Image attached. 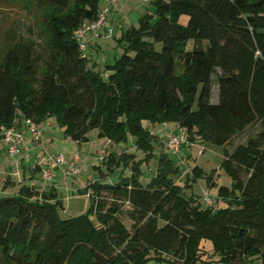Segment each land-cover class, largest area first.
Segmentation results:
<instances>
[{
	"label": "trees",
	"instance_id": "trees-1",
	"mask_svg": "<svg viewBox=\"0 0 264 264\" xmlns=\"http://www.w3.org/2000/svg\"><path fill=\"white\" fill-rule=\"evenodd\" d=\"M100 1L25 0L48 34L31 26L26 35L5 32L0 141L7 128L48 117L73 141H86L91 129L110 143L131 135L148 154L157 138L144 120L177 124L188 142L224 145L256 129L225 151L221 167L231 185L218 188L216 208L184 192L165 151L145 184L134 155L121 154L134 163L131 178L90 183L89 211L75 217L59 216L53 189L18 184L0 196V264H264V0H152L153 11L117 38L122 51L104 74L88 64L75 36L97 19ZM114 162L104 159L109 169ZM191 173L192 180L202 175L197 167Z\"/></svg>",
	"mask_w": 264,
	"mask_h": 264
},
{
	"label": "rangeland",
	"instance_id": "rangeland-1",
	"mask_svg": "<svg viewBox=\"0 0 264 264\" xmlns=\"http://www.w3.org/2000/svg\"><path fill=\"white\" fill-rule=\"evenodd\" d=\"M24 2L25 0H0V53L3 49V45L6 43L4 39L5 32L8 28H13L15 32H21L22 34L26 35L28 34L26 30L27 26H31L30 29L34 30V32H37V30L43 31L45 38H47L48 33L45 30L42 15H28L24 8ZM121 2L127 7L121 17V23L125 28L131 25L137 26L140 16L147 11H153L154 8L152 0H148L147 2H143L141 0H121ZM127 10H131V12L127 14ZM186 21L187 17L182 16L181 22L184 23ZM118 33H120V31L119 28L116 27L114 29V36L117 37ZM107 37L108 38L105 37L103 40H101L105 52L98 55L97 57L94 56V58L97 60L95 70L100 71L102 74H104V62H113L114 58L118 57L122 51L120 46L117 44L116 37L114 39L110 38V36ZM191 47L192 42L188 44L187 49H190ZM213 81L214 84L212 86L211 95L212 101H214V97H216L218 89L215 76H213ZM44 123L52 124L48 125L46 130L47 132H50V130L52 131V136L55 137V141H47L46 146L48 149H50V152L52 151L54 154L46 153L45 151L43 152L42 149V153L39 155L43 156L45 159H48L51 155L61 154L65 156L66 160L55 166V168L51 169L53 176L54 174L58 173L59 181H53L51 185L43 184L40 180V175H38V180L31 185L40 189L42 187L44 189L43 191L47 192H49L51 189L54 190L58 199L61 201L60 206L58 207V213L61 218L75 217L81 214H86L89 211V207L91 205L90 183L98 182L113 185L118 181L131 178L134 163L130 160L125 164V160L120 158L121 154L123 153L134 155L133 159L138 161V179L141 183L145 184L156 175L159 167L158 156L165 151L173 160L174 166L178 167L181 172L179 178H176V181L185 187L184 192L186 194H193L194 197L198 199L202 205H204L202 202V197L206 191L212 196H217V190L220 186L229 187L231 185L230 177L221 167L225 151H231L239 142H244L246 140V135L249 132L253 133L256 129L252 128L251 126L246 128L243 132L234 136L232 139L233 142L225 145L206 140H196L194 142H188L186 140L185 145L179 155H175L165 150V148H163V146H161L158 142L160 141L159 139H164V133L168 128L176 130L175 124L173 123H151L147 120L142 122V125L148 128L158 140H155V138L153 140L155 147L152 154H148V152L146 153L145 151L136 148L134 144L135 138L131 135L128 136L126 142L110 143L107 138L99 137L96 129H91L87 133L86 141L75 142L65 136L63 129L57 125L54 117H48ZM164 124H166V126ZM49 126H52L53 128H49ZM42 135L43 133L38 140L33 138L35 142L39 143L40 145V148H37V153H39L40 149L42 148ZM47 135H50V133H47ZM70 153L72 156H70ZM103 153L105 154V157H115L113 169H109L104 161L101 162L98 159V157ZM35 158L38 159L37 157ZM74 159L78 160L75 161L77 166L81 169V173L75 176L66 175L64 170L66 169L68 162ZM117 160H120V162L118 163ZM30 161L31 159L29 158V161L24 163L26 168L23 169V167H20L21 173L25 170L27 173L30 171ZM194 167L201 169L202 175L198 176L195 180H192L191 171ZM16 171L17 166H14L13 173H11L12 178L18 184H23V182L21 183L18 181L19 177L15 173ZM209 174H211L212 180L214 181L211 186H209L207 182V176ZM187 176L189 177L187 178ZM4 178L5 172L0 171V180ZM37 182H39L41 186L38 185ZM186 182H188V184ZM85 188L88 189L86 190ZM2 195L4 194L1 193L0 188V196ZM129 209L130 206L128 203L125 202L122 204V211L124 214L121 217L128 227L131 224V220L127 215V211ZM90 217L91 219H94V216L91 214ZM250 264H260V261L253 260L250 262Z\"/></svg>",
	"mask_w": 264,
	"mask_h": 264
},
{
	"label": "crops",
	"instance_id": "crops-1",
	"mask_svg": "<svg viewBox=\"0 0 264 264\" xmlns=\"http://www.w3.org/2000/svg\"><path fill=\"white\" fill-rule=\"evenodd\" d=\"M100 10L105 8L106 6V0H101L100 1ZM126 6H124V3L122 4L121 1H116L114 3H111L109 6V11L107 12L106 15V24H105V28L104 31H95V32H90L88 33L83 39H85L86 43H87V50H86V56L88 58V64L96 69V65H97V60L94 58V56H98L100 54H103L105 52L104 47L102 45V41L103 38H108L107 36H110V38L114 39L116 36H114V29L116 27L119 28L120 33H118V36L116 37V39L120 36V34L128 27H124L121 23V17L122 14L124 13V11L126 10ZM131 10H127V14L130 13ZM104 59V58H103ZM107 62H104V65ZM218 100V97L216 95V97H214V101L212 102H216ZM48 125H52V124H45L44 122L41 123L42 126V141H41V149L40 152L37 153V148H40L39 143L35 142V140L33 139V136L31 133L26 132L25 133V137H24V141L20 146L19 152L17 155H15L14 157H10L7 153H6V149H7V145L4 141L0 142V171H4L5 172V178L0 180V188H1V193H6V194H12L14 193V191L17 188L18 183L12 178L11 173H13V167L17 166V171L15 172L21 183L23 182V184H27V185H31L34 184L35 181L38 180V169L33 167V164L36 160L35 157H43L41 155H39L40 153H42V149L43 152L45 151L46 153H52V151L50 152V149L47 148L46 143L47 141L52 142L53 140L55 141V137L52 136V131L50 130V132H47L46 127ZM20 128H24V124L21 123V125L19 126ZM52 127V126H51ZM49 126V128H51ZM53 128V127H52ZM176 129V128H175ZM47 133H50V135H47ZM76 142V141H75ZM70 156L71 153H70ZM29 158L31 159L30 161V171L27 173L26 170L24 172L21 173V168L23 167L26 168L24 166V163H26L27 161H29ZM77 160V159H74ZM78 161V160H77ZM44 165L50 169L55 168V166H52V162L51 160L46 159L44 162ZM22 169V170H23ZM8 174V175H7ZM53 181H59V175L54 174L53 176ZM38 185L41 186V184L39 182H37ZM33 186V185H31ZM36 188V187H35ZM39 191H43L44 189L41 187L40 188H36Z\"/></svg>",
	"mask_w": 264,
	"mask_h": 264
},
{
	"label": "built area",
	"instance_id": "built-area-1",
	"mask_svg": "<svg viewBox=\"0 0 264 264\" xmlns=\"http://www.w3.org/2000/svg\"><path fill=\"white\" fill-rule=\"evenodd\" d=\"M121 0H106L105 8L99 11L98 17L94 21L84 22L75 30V36L79 41V49L82 52L83 56L86 55L87 43L83 39L88 33L95 31H104L105 23H106V13L109 11V6L111 3ZM143 2H147L148 0H141ZM166 126V124H164ZM176 130L168 128L164 133L163 144L166 150L169 153L179 155L182 148L185 145L186 141V130L179 126L175 125ZM29 131L32 133V136L35 140H38L42 134V126L41 124H36L31 120H25L24 128L10 127L4 131L2 141H4L7 145L6 153L10 156H14L19 151V146L24 141V133ZM98 159L103 162L105 159V154L103 153ZM45 158H38L35 160L33 165L34 169L38 168V172L40 175V180L43 184H52L53 183V175L51 169L44 165ZM48 160H51L52 166H57L60 163L66 160L65 156L61 154L51 155ZM66 175L75 176L81 173V169L77 166L75 160H71L68 162L66 169L64 170ZM220 197L212 196L209 192H205L202 197V202L207 207L216 208L219 204Z\"/></svg>",
	"mask_w": 264,
	"mask_h": 264
}]
</instances>
